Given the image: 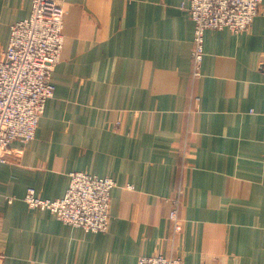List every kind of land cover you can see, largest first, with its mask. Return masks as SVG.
<instances>
[{
    "label": "crops",
    "instance_id": "0c3cea01",
    "mask_svg": "<svg viewBox=\"0 0 264 264\" xmlns=\"http://www.w3.org/2000/svg\"><path fill=\"white\" fill-rule=\"evenodd\" d=\"M55 1L53 96L0 162V264H264V16L205 30L193 77L186 0ZM31 2L0 0V56ZM73 170L115 180L105 232L24 201L28 186L62 196Z\"/></svg>",
    "mask_w": 264,
    "mask_h": 264
},
{
    "label": "built area",
    "instance_id": "2783aa9c",
    "mask_svg": "<svg viewBox=\"0 0 264 264\" xmlns=\"http://www.w3.org/2000/svg\"><path fill=\"white\" fill-rule=\"evenodd\" d=\"M182 6L194 23L191 51L192 75H201L204 32L227 28L240 32L254 17L264 16L262 0H186ZM63 9L55 0H32L27 17L9 26L6 47L0 56V162H7L13 141L26 144L34 138L46 101L53 96L52 71L63 47ZM62 196L49 199L26 188L24 201L46 209L64 223L85 231L105 232L109 224L110 193L115 180L73 170ZM11 198H9V201ZM173 231L182 229L173 200L168 212ZM137 264H182L180 256L142 255Z\"/></svg>",
    "mask_w": 264,
    "mask_h": 264
}]
</instances>
